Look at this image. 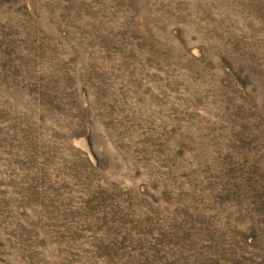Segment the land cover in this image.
Returning a JSON list of instances; mask_svg holds the SVG:
<instances>
[{
    "label": "rangeland",
    "instance_id": "374dc122",
    "mask_svg": "<svg viewBox=\"0 0 264 264\" xmlns=\"http://www.w3.org/2000/svg\"><path fill=\"white\" fill-rule=\"evenodd\" d=\"M0 264H264V0H0Z\"/></svg>",
    "mask_w": 264,
    "mask_h": 264
}]
</instances>
